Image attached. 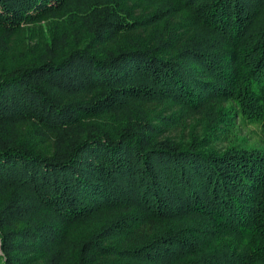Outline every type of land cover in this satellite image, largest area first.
Wrapping results in <instances>:
<instances>
[{"label": "trees", "instance_id": "16d2710c", "mask_svg": "<svg viewBox=\"0 0 264 264\" xmlns=\"http://www.w3.org/2000/svg\"><path fill=\"white\" fill-rule=\"evenodd\" d=\"M148 1L135 19L118 0H0V59L41 19L90 35L0 67V264H264V0ZM174 19L190 28L178 43ZM148 28L151 44H120ZM149 106L203 134L156 139ZM102 115L120 122L83 123ZM22 124L43 142L19 144Z\"/></svg>", "mask_w": 264, "mask_h": 264}, {"label": "rangeland", "instance_id": "374dc122", "mask_svg": "<svg viewBox=\"0 0 264 264\" xmlns=\"http://www.w3.org/2000/svg\"><path fill=\"white\" fill-rule=\"evenodd\" d=\"M122 9L126 10L128 14L135 19H141L142 17L152 13L153 9L150 6L148 0H118ZM70 17L57 16L52 18L41 19L35 23L25 25L18 29L13 36L7 41L9 51L6 52L0 59V67L7 69L13 67L19 63L29 62L32 58H37L39 55L46 52V43L48 40L59 41L58 46L72 47L77 44L88 43L90 35L79 22H74ZM177 20H169L168 26L175 27ZM179 25V24H178ZM174 43H178L181 40L186 39L189 36L190 28L187 25H181L176 28ZM158 28L154 31L153 28L134 31L127 34L125 41L120 43L126 45V39L139 40L142 44H151L153 36L156 31H160ZM65 39V41H64ZM63 40V41H61ZM64 43V44H63ZM63 44V45H62ZM91 49L96 52H102L104 46L97 44L91 45ZM175 108L149 106L147 111L149 113L150 124L155 126L158 130L155 132V138L158 140H170V141H185L188 139V134L192 133L200 136L203 134L202 126L197 125L194 120H187L185 126L176 127L174 118L171 115L175 112ZM171 119H168V118ZM118 117L102 115L96 118H90L83 121L86 125L98 127L101 129L112 130L119 124ZM193 128L192 131L189 130ZM13 134L17 136V142L19 144L26 143L29 146H35L36 142L41 141V136L44 137L41 130L32 126L31 124H22L14 128ZM238 135L246 139L249 143L256 142L260 139L259 128L256 125H239ZM39 145V144H37ZM211 146L218 151H221L226 146V142L222 139L214 141ZM92 232L91 228L86 226L74 227L70 232L73 239H78L89 235ZM38 257H42L37 254ZM36 256V257H37ZM32 258L33 255L31 256ZM104 262V261H102ZM101 262V263H102ZM32 264H40L39 261L33 259Z\"/></svg>", "mask_w": 264, "mask_h": 264}]
</instances>
